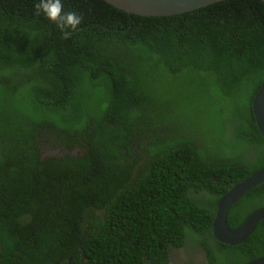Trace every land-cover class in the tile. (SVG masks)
<instances>
[{
    "label": "trees",
    "instance_id": "trees-1",
    "mask_svg": "<svg viewBox=\"0 0 264 264\" xmlns=\"http://www.w3.org/2000/svg\"><path fill=\"white\" fill-rule=\"evenodd\" d=\"M37 2L0 0V264H168L187 243L206 264L263 256L264 218L236 244L211 226L220 196L264 167L263 1L140 15L62 0L83 16L70 39ZM261 207L264 181L227 225Z\"/></svg>",
    "mask_w": 264,
    "mask_h": 264
},
{
    "label": "water",
    "instance_id": "water-1",
    "mask_svg": "<svg viewBox=\"0 0 264 264\" xmlns=\"http://www.w3.org/2000/svg\"><path fill=\"white\" fill-rule=\"evenodd\" d=\"M127 12L140 15H167L191 10L218 0H105ZM264 3V0H261ZM252 110L256 125L264 137V83L257 89L252 99ZM65 154H71L65 152ZM264 181V167L249 176L235 182L217 201L215 217L212 221L213 236L224 243L236 244L245 240L256 227L258 221L264 218V207L252 211L240 225H227V212L248 189ZM84 256L75 264H84ZM244 264H264V255L249 260Z\"/></svg>",
    "mask_w": 264,
    "mask_h": 264
},
{
    "label": "clouds",
    "instance_id": "clouds-1",
    "mask_svg": "<svg viewBox=\"0 0 264 264\" xmlns=\"http://www.w3.org/2000/svg\"><path fill=\"white\" fill-rule=\"evenodd\" d=\"M34 8L36 15L43 13L59 28L62 39H70L83 21V16L75 11H64L62 0H38Z\"/></svg>",
    "mask_w": 264,
    "mask_h": 264
},
{
    "label": "flooded vegetation",
    "instance_id": "flooded-vegetation-1",
    "mask_svg": "<svg viewBox=\"0 0 264 264\" xmlns=\"http://www.w3.org/2000/svg\"><path fill=\"white\" fill-rule=\"evenodd\" d=\"M46 147V151L47 152H52L53 154L52 155H57L56 153L57 152H54L56 150H59L60 149L62 150H67L66 147H61V146H53L51 147L50 145L49 146H45ZM80 148L79 146H75L74 148H72L70 150V153L71 154H75L74 153V150ZM43 149V148H42ZM68 151V150H67ZM60 155V154H59ZM183 246L187 247V244H181L180 246H174L172 247L170 250H169V263L168 264H189L188 263V259L185 257L188 250L187 248H184ZM181 248H184L183 251L181 250ZM152 264H157V263H152ZM191 264H193L191 262ZM196 264H200V259L199 257L196 258Z\"/></svg>",
    "mask_w": 264,
    "mask_h": 264
},
{
    "label": "rangeland",
    "instance_id": "rangeland-1",
    "mask_svg": "<svg viewBox=\"0 0 264 264\" xmlns=\"http://www.w3.org/2000/svg\"><path fill=\"white\" fill-rule=\"evenodd\" d=\"M52 153V152H49ZM184 248H187L188 252L186 254V258L188 259V263L196 264V258L199 257L200 264H206L207 255L205 249L200 245H193L190 243H187V247L183 246ZM184 248H181L183 251Z\"/></svg>",
    "mask_w": 264,
    "mask_h": 264
}]
</instances>
